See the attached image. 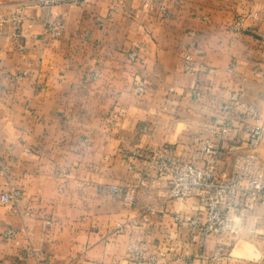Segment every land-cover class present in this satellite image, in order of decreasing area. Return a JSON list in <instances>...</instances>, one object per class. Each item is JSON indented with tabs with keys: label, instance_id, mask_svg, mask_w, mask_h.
<instances>
[{
	"label": "crops",
	"instance_id": "1",
	"mask_svg": "<svg viewBox=\"0 0 264 264\" xmlns=\"http://www.w3.org/2000/svg\"><path fill=\"white\" fill-rule=\"evenodd\" d=\"M25 14L18 35L0 29V195L13 196L0 200V264H37L22 257L30 249L53 264H134L132 236L141 264H264V205L241 200L235 230L205 236L175 217L203 218L197 198L171 200L164 184L142 181L151 148L193 161L239 93L264 116V0H83ZM51 18L59 37H47ZM238 119L233 134L244 135ZM241 154H223L219 178Z\"/></svg>",
	"mask_w": 264,
	"mask_h": 264
},
{
	"label": "built area",
	"instance_id": "2",
	"mask_svg": "<svg viewBox=\"0 0 264 264\" xmlns=\"http://www.w3.org/2000/svg\"><path fill=\"white\" fill-rule=\"evenodd\" d=\"M83 0H31L22 4H16L5 11L0 7V29L9 25L15 29L17 35L27 21L25 11L29 7H51L67 2H82ZM241 25V21L238 22ZM63 23L51 18L46 24L47 37H59L63 32ZM128 58L137 62L139 53L132 51ZM184 67L187 71L193 70V57L190 53L184 54ZM25 74H19L16 79L23 80ZM173 91V89H171ZM197 94V90L194 91ZM245 93L241 92L232 99L229 104H224L221 112L215 116L211 125V136L201 146L193 161H186L179 157L172 145H164L160 148H151L144 154L147 162L148 179L152 183H162L167 189L171 200H183L190 197L198 199L199 205L204 208V217H186L181 213L175 215L177 223L183 229L193 232L199 231L202 235L221 234L235 230V219L239 213V203L245 200L247 203H259L264 205V169L261 166L259 147L264 141V116L258 109L243 101ZM238 117H240L244 135L237 130ZM233 134V135H232ZM225 143L228 146H225ZM226 151L242 152L238 157L235 170L227 177L219 178L217 166L219 160ZM134 157L137 154H133ZM203 161V164L200 162ZM115 193L119 189L111 187ZM130 190V188L128 189ZM133 192V190L131 191ZM0 200L4 205L13 201L9 193H2ZM152 208H148L150 211ZM148 219L145 220L147 222ZM140 221H133V226H140ZM51 226L52 222L47 221ZM120 231H126V227H119ZM16 230L8 229L5 239H14ZM129 253L134 264L144 261V249L142 241L132 236L130 239ZM34 256L37 264H53L39 258L40 254L35 249L25 250L23 258ZM164 256V253H161ZM151 261L156 256H150Z\"/></svg>",
	"mask_w": 264,
	"mask_h": 264
},
{
	"label": "rangeland",
	"instance_id": "3",
	"mask_svg": "<svg viewBox=\"0 0 264 264\" xmlns=\"http://www.w3.org/2000/svg\"><path fill=\"white\" fill-rule=\"evenodd\" d=\"M132 52V51H131ZM131 52H129V53H131ZM128 53V54H129ZM262 147H263V152H264V141L262 142V144H261V146L259 147V152H260V150H262ZM262 152V151H261ZM261 166L263 167V169H264V160H263V158H262V156H261ZM235 242V241H234ZM233 243V242H232ZM255 245L257 246V244L256 243H254V242H251V241H249V240H243V241H240L239 243H238V248H240L241 250H244V251H246V252H252V251H254L255 250ZM234 246V245H233ZM232 246V247H233Z\"/></svg>",
	"mask_w": 264,
	"mask_h": 264
}]
</instances>
